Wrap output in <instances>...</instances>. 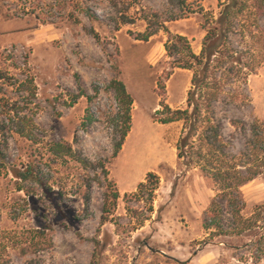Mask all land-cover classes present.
<instances>
[{
    "label": "rangeland",
    "instance_id": "374dc122",
    "mask_svg": "<svg viewBox=\"0 0 264 264\" xmlns=\"http://www.w3.org/2000/svg\"><path fill=\"white\" fill-rule=\"evenodd\" d=\"M238 1L245 10L232 18V45L246 58L264 61V0ZM223 3L0 0V71L34 79L36 96L25 113L37 129V143L18 136H10L6 145L0 142V231L12 227L10 203L28 221L24 199L34 215L50 223L53 240L40 262L20 258L8 248L7 264H264V257L259 259L264 252V63L246 81L228 85L214 104L213 116L222 124L219 165L254 177L241 188L242 220L221 203L220 236L211 239L202 226L217 186L200 169V161L192 167L178 165L176 146L184 123L161 125L154 119L163 118L155 116L162 112L160 102L172 111L187 110L192 72L175 68L174 60L183 56L170 58L166 46L180 36L199 55L203 25L218 16ZM83 7L100 21L85 18ZM185 13L187 18L171 21ZM148 27L153 36L138 41ZM89 30L97 33V40ZM113 80H120L133 100L130 130L115 159L113 147L124 121L110 87ZM9 91L13 98L21 95L14 88ZM201 134L199 129L196 147ZM53 142L71 144L93 167L56 159ZM209 153L203 148L205 167L215 159ZM99 163L114 188L104 180ZM29 167L42 185L21 182L24 192L18 193L12 171L24 173ZM148 173L157 175L158 188L152 202H138L134 194ZM113 189L119 199L102 222L104 193Z\"/></svg>",
    "mask_w": 264,
    "mask_h": 264
},
{
    "label": "trees",
    "instance_id": "16d2710c",
    "mask_svg": "<svg viewBox=\"0 0 264 264\" xmlns=\"http://www.w3.org/2000/svg\"><path fill=\"white\" fill-rule=\"evenodd\" d=\"M180 5H184L186 0H177ZM221 11L216 18L206 21L203 29L206 35L203 39L202 49L199 55H195L188 41L180 36H174L166 46V53L170 58L175 55H182V59L174 60L175 68L192 72L190 81V89L187 93V110L172 111L164 102H160L162 112L157 111L155 116L162 115L163 118L154 117L161 125H169L175 122H183L185 127L180 136L176 151L178 165L192 167L200 161V169L210 176L218 188V194L211 201L208 209L203 214L202 226L209 237L220 236L223 228V215L225 213L222 204L228 213L235 219H241L240 213L244 208V200L241 188L247 183L254 180V177H244L243 173L236 168L225 169L219 165L218 155L223 153L222 143V124L216 121L213 116L214 104L217 103L218 97L223 90L230 84L246 81L248 77L254 75L257 67L263 65L264 61H256L254 58H246L243 52H239L231 42V35L234 34L233 16H239L244 12L243 5L238 0H224ZM82 15L90 22H99L100 19L93 11L83 7ZM185 14L171 19L177 21L185 19ZM154 17L158 18L157 14ZM79 23V22H78ZM124 22L122 24H127ZM88 34L94 39H98L94 30H89ZM153 33L149 31L144 35H140L138 41L147 42ZM252 54V52L250 51ZM110 87L116 92V100L120 106L119 118L124 121L120 129L119 140L113 147L112 159H115L122 149L130 130V112L133 104L131 96L127 93L124 84L120 80H113ZM15 89L18 94L17 98H13L10 89ZM25 94L27 96L25 97ZM36 96V87L32 77L25 79L10 76L6 72L0 71V138L2 146L7 144L10 136H18L21 139L37 143V129L31 116L25 111L29 110L32 101ZM165 112V113H164ZM92 119L89 114L86 116L85 122L91 123ZM230 125L234 123L230 121ZM201 128H200V127ZM199 129L202 130L199 147H196L194 139ZM0 143V151H1ZM203 148H206L210 155L214 156V161H208V167H205V156ZM51 152L56 159L72 161L80 165L84 169L92 168L91 162L84 158L80 152L73 150L71 144L64 142L51 143ZM213 159V157H212ZM197 160V162H195ZM104 180L108 185L114 188V183L108 181V171L103 163H99ZM95 170V169H94ZM16 179V191L24 192L21 182L33 181L42 185L34 176L33 167H29L24 173L14 170L12 171ZM255 176V175H254ZM159 185V178L154 173H148L144 183H140L137 187V193L134 197L138 202H152L155 191ZM44 188V186H41ZM25 196L29 197L26 192ZM103 216L102 222L107 220V216L111 211V206L119 199V194L113 189L104 193L103 197ZM20 197L14 199L19 200ZM12 200V199H11ZM12 200V201H14ZM49 200V198H48ZM53 197L50 198V201ZM25 207V215L28 221L25 222L23 215L15 211V203L9 206L13 209L9 213V221L12 227L8 230L0 231V264H7L8 257L4 255L8 248L14 250L20 258L33 257L38 262L42 257L53 248L52 227L44 217H40L37 213L33 214L30 204L26 200H22ZM90 195L87 192L83 196L84 210L87 212L89 208ZM33 214V216H32ZM101 245L97 242V246ZM264 257V252L260 258Z\"/></svg>",
    "mask_w": 264,
    "mask_h": 264
},
{
    "label": "crops",
    "instance_id": "0c3cea01",
    "mask_svg": "<svg viewBox=\"0 0 264 264\" xmlns=\"http://www.w3.org/2000/svg\"><path fill=\"white\" fill-rule=\"evenodd\" d=\"M218 249V248H217ZM207 250V249H206ZM219 250V249H218ZM217 252H220V251H217Z\"/></svg>",
    "mask_w": 264,
    "mask_h": 264
}]
</instances>
